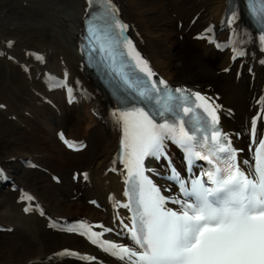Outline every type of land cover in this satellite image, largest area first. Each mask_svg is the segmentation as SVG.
<instances>
[{
    "label": "snow or ice",
    "instance_id": "snow-or-ice-1",
    "mask_svg": "<svg viewBox=\"0 0 264 264\" xmlns=\"http://www.w3.org/2000/svg\"><path fill=\"white\" fill-rule=\"evenodd\" d=\"M245 10L254 32L240 23V10L231 0L230 15L223 21L234 37L228 45L233 61L249 54L244 47L248 41L264 54V0H245ZM119 13L115 0H85L78 50L86 65L100 73L115 101L110 116L119 130V149L109 170L124 176L125 199L110 197L114 201L112 226L99 223L102 231H95L78 219V227L67 231L84 236L119 264H264V133L259 131L264 122V95L257 98V111L248 123L254 156L245 158L246 149L233 140L244 132L224 130V105L215 102L218 97L186 86L173 87L160 77L127 34L129 25ZM207 35L210 32L198 38ZM14 43L6 41L7 48ZM0 55L15 60L6 52ZM25 70L31 71L27 66ZM68 76L65 69L63 80ZM66 91L72 103L73 87ZM5 107L0 104V109ZM59 135L69 148L74 147L63 132ZM172 146L182 152L184 169L176 166ZM153 161L160 166H152ZM82 175L88 181L89 173ZM80 176L75 174L76 179ZM0 177L8 179L3 168ZM19 199L26 204V214L36 209L41 216L46 214L34 203L33 195L23 193ZM90 202L98 205L96 200ZM105 233L121 239H102ZM124 238L128 242H122ZM73 257L106 264L96 255L85 256L69 248L44 259L52 264Z\"/></svg>",
    "mask_w": 264,
    "mask_h": 264
},
{
    "label": "bare ground",
    "instance_id": "bare-ground-1",
    "mask_svg": "<svg viewBox=\"0 0 264 264\" xmlns=\"http://www.w3.org/2000/svg\"><path fill=\"white\" fill-rule=\"evenodd\" d=\"M115 2L128 30L160 74L172 83L218 97L224 110L231 109L228 119L223 118L225 130L243 124L254 111L250 108L252 98L264 83V70L255 62L257 55L244 59L239 67L241 59L232 62L228 54L220 56L191 38L203 24L221 14L224 0ZM83 6L84 0H0V48L4 49L9 39L15 41L13 47H6L7 54L15 60L5 63L17 69L22 78L9 82L6 94L0 96L7 104L0 111L4 115V119L0 118V139L7 138L0 142V164L15 174L21 170L16 159L32 157L43 171L29 175L31 171L23 168L16 182L32 189L48 214L61 219L80 215L99 220L105 214L82 198L89 195L104 202L106 192L118 187L115 177L104 173L114 151L116 129L106 120L101 95L92 90L91 102L73 108L63 107L57 97H52L60 105L58 114L49 105L38 103L40 94H46L41 84L44 71L64 73L67 69L71 79L80 77L75 40ZM30 49L42 52L45 64L33 61L28 56ZM20 66L29 67V75ZM27 111L29 115H25ZM10 115H15L13 125L8 120ZM57 130L86 139V149L78 157H71L55 144ZM48 170L61 177L59 184L51 180ZM75 170H87L88 181H68L67 174ZM14 195L0 193V224L13 227L10 233L0 234V264H49L44 258L65 247L89 251L81 239L46 228L43 218L24 216ZM74 196L78 199L71 200ZM52 264L79 263L62 258Z\"/></svg>",
    "mask_w": 264,
    "mask_h": 264
},
{
    "label": "rangeland",
    "instance_id": "rangeland-1",
    "mask_svg": "<svg viewBox=\"0 0 264 264\" xmlns=\"http://www.w3.org/2000/svg\"><path fill=\"white\" fill-rule=\"evenodd\" d=\"M0 67H2V65L0 64ZM68 179H69V177H68Z\"/></svg>",
    "mask_w": 264,
    "mask_h": 264
}]
</instances>
